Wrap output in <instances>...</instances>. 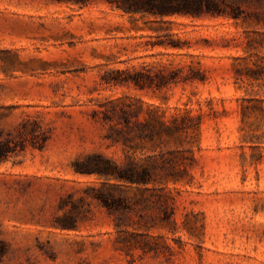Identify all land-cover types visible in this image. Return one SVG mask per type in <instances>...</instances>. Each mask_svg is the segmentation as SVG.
I'll use <instances>...</instances> for the list:
<instances>
[{
	"label": "rangeland",
	"instance_id": "rangeland-1",
	"mask_svg": "<svg viewBox=\"0 0 264 264\" xmlns=\"http://www.w3.org/2000/svg\"><path fill=\"white\" fill-rule=\"evenodd\" d=\"M215 1L234 2L240 17L0 0V138L14 149L0 162V264H264V0ZM170 65H191L203 81L159 91L102 79ZM111 102L200 120L162 147L188 175L126 192L119 228L87 194L103 178L76 169L92 155L124 162L97 114ZM153 145L132 155L159 153Z\"/></svg>",
	"mask_w": 264,
	"mask_h": 264
},
{
	"label": "trees",
	"instance_id": "trees-1",
	"mask_svg": "<svg viewBox=\"0 0 264 264\" xmlns=\"http://www.w3.org/2000/svg\"><path fill=\"white\" fill-rule=\"evenodd\" d=\"M69 2L79 8L90 5L94 0H55ZM111 8L123 14L141 18L150 16L162 20L173 15H188L198 17L203 14H222L238 19L240 9L234 2L224 3L221 6L215 0H103ZM177 47V44H172ZM187 73L183 74V67L162 66L152 74L147 67L141 71L128 73L123 70L106 72L103 76L105 83L110 85L132 84L140 90L154 88L157 90L169 89L178 84L203 81L200 72L191 65H187ZM97 111L103 124H108V138L113 143H120L124 152V162L117 163L100 155L88 157L89 162L76 168L80 171L95 173L103 178L104 182L99 187H88L87 194L106 208L109 214H116L115 227H120L122 214L128 208L125 196L130 190H138L143 196L155 190L163 191L169 182L176 183L188 175L187 164L179 163L173 158L163 156L162 147L170 143L181 142L182 137L191 136L193 120L196 118V127L199 126V117H193L190 111L176 112L167 117L164 111L147 105L143 110L132 102H111L109 106L99 105ZM144 114L139 121L140 114ZM37 126L34 125V129ZM8 140L0 138V162L7 160L14 152ZM147 143L154 144L151 151L160 148L159 153L136 160L132 155L136 150L142 151ZM33 147L42 148V144L32 142ZM21 148L20 150H22ZM161 201L172 199L166 194L158 195ZM164 213V207L159 206ZM127 247V246H126ZM5 253L4 244L0 241V260Z\"/></svg>",
	"mask_w": 264,
	"mask_h": 264
}]
</instances>
